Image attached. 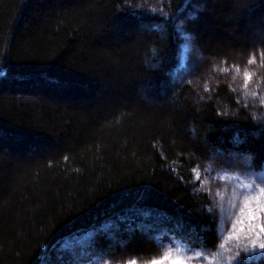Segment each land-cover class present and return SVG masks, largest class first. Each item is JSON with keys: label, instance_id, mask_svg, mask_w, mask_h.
Returning a JSON list of instances; mask_svg holds the SVG:
<instances>
[{"label": "trees", "instance_id": "obj_1", "mask_svg": "<svg viewBox=\"0 0 264 264\" xmlns=\"http://www.w3.org/2000/svg\"><path fill=\"white\" fill-rule=\"evenodd\" d=\"M235 2L0 0V264L220 243L197 170L238 166L231 152L264 168V119L223 71L231 50L264 58L247 39L264 0L241 19Z\"/></svg>", "mask_w": 264, "mask_h": 264}, {"label": "rangeland", "instance_id": "obj_2", "mask_svg": "<svg viewBox=\"0 0 264 264\" xmlns=\"http://www.w3.org/2000/svg\"><path fill=\"white\" fill-rule=\"evenodd\" d=\"M260 1L262 0H236L234 14L238 19L246 17ZM194 8L201 10L202 6L194 5ZM259 21L260 23L254 22L258 25L253 26L251 36L247 37L255 46L264 45V39L260 35L264 31V14ZM180 30L183 36L180 58L184 59L187 50L195 44V37L185 26H181ZM241 57L236 49L229 51V59L224 61L223 71L229 70L230 87L241 92L247 109L257 118L264 119V58L254 62L241 60ZM193 70L194 67L190 72ZM243 72L254 75L247 88L243 87ZM184 74L180 71L179 77L185 78ZM226 155L221 152L213 154L216 158H226ZM230 157L232 163L238 162L239 165L225 169H198L196 173L200 190L206 189L212 197L213 209L219 219L220 243L214 248L192 249L175 241L163 246L155 256L138 260L137 264H150L152 259L169 251L173 256L185 257L188 264H237L240 257H248V264H264V249L260 248L264 244V230H261L264 225V212L260 211L264 206V168H252V158L247 154L231 152ZM109 264L116 263L111 260Z\"/></svg>", "mask_w": 264, "mask_h": 264}, {"label": "snow or ice", "instance_id": "obj_3", "mask_svg": "<svg viewBox=\"0 0 264 264\" xmlns=\"http://www.w3.org/2000/svg\"><path fill=\"white\" fill-rule=\"evenodd\" d=\"M261 38L264 39V31L261 32ZM252 80V74L251 73H245V83L243 85L244 88L248 87L249 82ZM225 163H229V161H225ZM262 192H264V189H262ZM261 212H264V206L260 209ZM261 230H264V225L261 226ZM260 248L264 249V244L260 245ZM103 251V249H100ZM202 255V253L200 254ZM248 257H240L237 260V264H248ZM165 262H169V264H188V260L180 255L173 256L172 252L169 251L165 255L154 258L150 261V264H165ZM127 264H137V261L135 259H132L130 261H127Z\"/></svg>", "mask_w": 264, "mask_h": 264}]
</instances>
